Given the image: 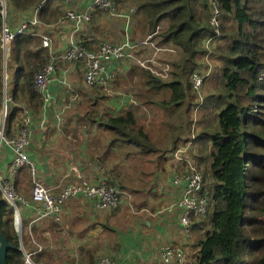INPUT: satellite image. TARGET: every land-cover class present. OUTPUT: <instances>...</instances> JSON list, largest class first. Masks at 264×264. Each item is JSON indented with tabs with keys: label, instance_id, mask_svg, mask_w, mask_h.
<instances>
[{
	"label": "crops",
	"instance_id": "1",
	"mask_svg": "<svg viewBox=\"0 0 264 264\" xmlns=\"http://www.w3.org/2000/svg\"><path fill=\"white\" fill-rule=\"evenodd\" d=\"M39 1L33 0L32 4L18 10L8 3L10 27L15 28L31 18ZM88 1L73 0L68 5L57 0L46 2L49 10H46L47 17L52 13L59 17L54 23L46 22L52 33L49 56L62 53L70 37L71 23L66 19L60 20V17L69 8L81 9ZM116 3L121 12L130 13V21L127 23L120 17L93 14L90 23L77 33L79 38L86 41L88 48H96L102 39L100 33L104 34L103 37L130 46L147 38V21L138 11L134 0H116ZM161 23L166 25V22ZM33 29L37 34L47 32L41 25ZM154 36L156 34L150 37L147 44L133 50L140 58L154 56L155 64L160 69L168 62L162 63L158 56L166 53L168 47H176L171 43L160 44ZM34 37L41 39L38 35ZM155 48L159 49L156 53ZM169 50L175 53V49ZM168 64L171 65L170 62ZM108 65L121 69L118 79L108 92L87 89L83 85L80 63L60 60L55 65L56 82L50 87L53 94L50 102L39 107L25 102H13L10 106L11 111L17 108V121L20 107L30 108L32 121L27 153L35 163L42 182L51 186L75 181L93 183L102 168L108 172L110 180L116 183L119 190L125 193L116 209L98 210L89 199L72 198L64 206L61 223L52 219L32 222V211L23 209L21 236L25 237L26 247L32 250L35 243L44 247L42 252L33 255L38 263L94 264L102 255H108L122 264H164L158 253L159 248L178 238L180 209L175 203L181 191L172 179L174 173L183 169L184 165L174 160L171 152L180 146L184 147L183 142L189 136L190 128L189 132H185L181 124L179 134L176 133L177 140H174V132L170 130L168 138H163L164 142H156L154 135L159 132L150 127L156 122L168 128L176 118L181 122V117L176 115L186 105V98L183 105L170 104L167 102L169 91L163 100H153L151 95L156 89L147 86L145 77L136 75L138 71H144L142 68L123 60L109 62ZM16 69V62L11 61L7 67L8 90L13 85ZM67 85L75 87L78 98L72 100L73 97L66 91ZM148 89V95L143 93ZM126 111L134 113L135 127L143 129L151 147L144 148L116 139L113 131L104 125L107 117L123 115ZM16 126L13 124L8 128L7 135L12 136ZM189 155L192 160L194 155L190 150ZM10 159V151L1 147L0 173L8 175ZM13 181L19 192L28 194L30 177L27 169H20L13 176ZM201 221L192 227L191 237L186 242V250L191 255L198 250L195 247L196 241L204 235Z\"/></svg>",
	"mask_w": 264,
	"mask_h": 264
},
{
	"label": "trees",
	"instance_id": "2",
	"mask_svg": "<svg viewBox=\"0 0 264 264\" xmlns=\"http://www.w3.org/2000/svg\"><path fill=\"white\" fill-rule=\"evenodd\" d=\"M8 2L18 10L33 0ZM134 3L147 21L148 35L166 22L154 39L160 44H173L180 53L170 65L171 78L162 79L143 69L145 83L153 89L168 88L167 102L183 105L190 89L185 75L192 72L198 54L204 52L203 40L212 33L208 24L209 0H134ZM47 6L45 3L37 16L45 24L54 23L59 17L54 13L47 17ZM219 7L221 39L226 40V45L218 50L223 60L221 71L227 105L218 113V130L211 136L207 175L209 172L212 185L208 213L200 222L204 235L195 244L197 264H264V0H219ZM40 40L22 33L9 48L6 66L15 61L17 69L7 93L15 103L42 105L33 89V75L49 62L50 56L47 48L40 47ZM2 72L0 60V98ZM16 112L14 107L7 119V129L18 124ZM134 117L132 111H126L107 117L104 125L116 139L151 147L143 129L135 127ZM0 233L12 245L6 253L7 264H23L13 209L1 195ZM24 238L23 235V246L29 250Z\"/></svg>",
	"mask_w": 264,
	"mask_h": 264
},
{
	"label": "built area",
	"instance_id": "3",
	"mask_svg": "<svg viewBox=\"0 0 264 264\" xmlns=\"http://www.w3.org/2000/svg\"><path fill=\"white\" fill-rule=\"evenodd\" d=\"M49 0H40L35 6V12L25 21H22L17 27L11 28L8 24V1L0 0V60L2 65L3 93L0 98V149L6 147L11 153V159L8 163V175L0 173V195L13 209L14 225L21 240L23 209H29L34 215L32 222H41L46 219H52L56 223H61L64 206L75 197L89 199L93 206L98 209H116L122 202V195L125 194L119 190L116 183L110 180L106 170L100 169L98 179L93 183H82L75 181L65 184L47 185L38 177V171L35 163L31 161L27 153V147L30 143V124L32 116L28 106L20 107V115L16 130L12 136L7 135V119L11 113V96L7 93V69L6 59L9 56V48L16 36L22 33L38 35L41 38V45L48 50L52 47V33L49 31V25L40 21L37 12ZM59 3L68 5L73 0H57ZM210 17L208 23L212 31L205 40H203L204 52L198 54L197 63H209V57L212 55V45L221 35L222 12L219 7V0H209ZM105 14L110 18H123L128 23L130 13L121 12L117 6L116 0H89L81 9L69 8L60 20L66 19L71 23L70 37L66 49L58 54L50 56L49 62L41 69L35 72L33 76V89L41 100L42 104H47L53 99L51 85L56 82L55 65L60 61L80 63L82 70L83 85L87 89H100L104 92L111 90V86L118 79L121 69L109 66V62L121 61L148 70L162 79L170 78V65L166 63L160 69L157 68L153 57L140 58L135 54L137 47L147 44L153 35L157 34L159 27H156L152 34L146 39L138 42L136 45H128L125 42H116L108 37H103L98 42L95 49L87 47L84 40L78 37V31L88 25L93 14ZM41 25L47 30L45 33H36L30 30L31 26ZM155 48V53L158 51ZM210 74V68L201 73L192 71L189 75V92L194 94V111L202 104L200 89L203 80ZM66 91L74 92L68 85ZM74 100V99H73ZM191 141L185 142L183 148L171 152L174 160L181 162L184 168L174 173L172 182L180 187V197L176 200V206L180 209L179 214V234L174 242L161 246L158 250L160 258L164 264H197L196 253L191 255L186 250V242L191 237L192 227L195 223L203 220L208 213L209 191L206 186L203 172L193 167L191 160L187 158V152ZM180 153H183L181 155ZM26 168L30 177V189L27 195L19 192L14 184L13 176L21 169ZM169 208V207H168ZM32 250L24 248L22 240L20 250L22 251L23 264H42L33 260V255L44 250L43 245L34 244ZM94 264H122V262L113 259L111 256L102 255Z\"/></svg>",
	"mask_w": 264,
	"mask_h": 264
},
{
	"label": "rangeland",
	"instance_id": "4",
	"mask_svg": "<svg viewBox=\"0 0 264 264\" xmlns=\"http://www.w3.org/2000/svg\"><path fill=\"white\" fill-rule=\"evenodd\" d=\"M209 17H210V11H209ZM157 27H159L157 32L159 33L166 27V25L160 23ZM103 36L104 34L100 33V37L103 38ZM221 36H222V28H221V35L216 40H214L213 45L211 47L213 54L210 55L209 57V63H202V64L196 63L195 65L193 64V70L201 73L207 71L210 68V74L204 78L203 85L200 89V93L203 98L201 106L197 109V111H194L196 102L194 103V99H193L194 94L193 92L190 91L187 93L186 96V105H183L181 107V113L179 115H176V117H181V122L176 118L174 124L173 122H171V125L168 128L167 126H164L156 122L152 124L150 127L153 130L159 132V133L156 132L157 135H154L155 138L157 139L156 142H161V141L164 142L163 138H168L170 130L174 132L173 135L174 140H177L176 133L179 134L182 125H184L183 128L185 132H189V128H190L189 136L186 138V141H184L183 144L187 141H191V143L188 147L187 152H185V155H183V153L180 154L186 156L187 158H190L189 155V150H190L191 154L194 155L191 160V163L193 164V167L198 168L203 172L207 187H210L212 185V180L210 179L211 178L210 173L208 172L207 175V171L210 163L209 154L211 149V136L214 132L218 130V126H219L218 113L227 105V103L225 102L227 89L225 88L224 79L222 77V71H221L223 60L221 59V53L218 50V49L222 50L225 48L226 40L221 39ZM81 39L84 40L83 38ZM168 48L175 49V53H172L171 50L167 49L168 51H165L166 53L162 54L160 57L158 56V59L159 61H162V63L163 61H165L168 63L170 62L171 64L173 61H176L175 59H178V55H180V53L179 51H177L176 48L173 47H168ZM143 72L144 71L142 70L138 71L136 75L140 78H144L145 73ZM189 74L190 73L188 72L185 75V80L188 82V85H189ZM71 88L74 90V92L70 93L71 96L73 97L72 100L78 98L76 96L77 93L75 91L76 90L75 87H71ZM169 91L170 90L168 88L156 89L153 91L151 97L153 100L161 101L167 97ZM143 93L148 95L150 93V89H148L147 92H143ZM140 98H144V97L141 96ZM168 145L173 146V144H168ZM180 148H182V146L176 149H180ZM28 190L29 189H27V191ZM203 229L202 231H204Z\"/></svg>",
	"mask_w": 264,
	"mask_h": 264
},
{
	"label": "water",
	"instance_id": "5",
	"mask_svg": "<svg viewBox=\"0 0 264 264\" xmlns=\"http://www.w3.org/2000/svg\"><path fill=\"white\" fill-rule=\"evenodd\" d=\"M21 243V240H20ZM12 245L9 244L7 239L0 233V264H7L6 253Z\"/></svg>",
	"mask_w": 264,
	"mask_h": 264
},
{
	"label": "clouds",
	"instance_id": "6",
	"mask_svg": "<svg viewBox=\"0 0 264 264\" xmlns=\"http://www.w3.org/2000/svg\"><path fill=\"white\" fill-rule=\"evenodd\" d=\"M208 188V187H207ZM208 191H209V189H208Z\"/></svg>",
	"mask_w": 264,
	"mask_h": 264
}]
</instances>
